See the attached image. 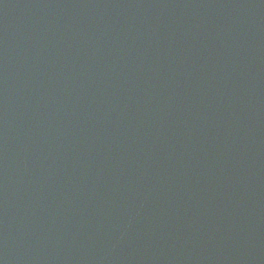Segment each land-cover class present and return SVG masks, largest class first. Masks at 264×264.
<instances>
[{
    "label": "water",
    "instance_id": "obj_1",
    "mask_svg": "<svg viewBox=\"0 0 264 264\" xmlns=\"http://www.w3.org/2000/svg\"><path fill=\"white\" fill-rule=\"evenodd\" d=\"M0 264H264V0H0Z\"/></svg>",
    "mask_w": 264,
    "mask_h": 264
}]
</instances>
